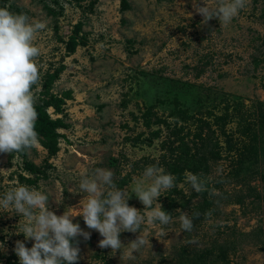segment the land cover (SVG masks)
<instances>
[{"label": "rangeland", "instance_id": "obj_1", "mask_svg": "<svg viewBox=\"0 0 264 264\" xmlns=\"http://www.w3.org/2000/svg\"><path fill=\"white\" fill-rule=\"evenodd\" d=\"M127 2L125 8L122 0H53L51 6L59 14L51 15L41 0H10L5 6L0 0V7L12 13H20L19 8L30 20L46 23L34 41L40 49L36 62L41 77L32 88L35 102L44 76L57 69L62 71L51 92H71L64 106L67 126L60 129L64 137L59 153L48 158L39 142L28 151L27 159L45 167L46 176L35 184L22 181L20 174L35 178L23 169L22 158L17 155L10 161L9 153H0V197L26 185L46 192L48 207L55 214L75 215L80 200L83 203L87 196L73 193L79 192L81 173L109 169L117 187L129 192L147 166L156 165L168 173L162 162L163 155L169 154L168 142L178 141L174 134L183 128L181 137L192 144L199 130L196 118L184 123L170 115V100L180 90V82L189 89L185 96L191 99V107L198 96L204 101L202 114L196 113L197 108L191 111L197 118L210 121V111L221 115L224 109L231 114L226 126L213 125L219 143L210 145L220 156L210 155L208 167L197 173L186 171L209 178L208 186L221 195L196 193L184 179L178 183L183 194L173 188L158 202L174 219L180 210L191 215L198 207L209 206L212 215L207 216L205 208L199 212L190 233L180 232L178 220L163 226L166 237H155L161 228L158 223L142 225L153 234L152 247H144L134 259L126 256L127 244L139 233L122 232L125 247L112 253L98 246L101 235L86 226L82 215L74 216L73 222L90 233L87 240L80 236L76 264H181L180 260L187 263L202 255L201 250L218 245L228 248V259L205 257L202 264H264V0H250L227 25H220L218 18L201 23L203 17L196 13L193 0ZM196 2L204 4V0ZM77 23H82L78 36L85 42L68 54L60 39L68 40ZM238 109L257 122L255 140L261 149L256 154L248 153L253 143L242 135L246 121ZM49 111L53 117L62 116L53 108ZM146 113L151 126L145 123ZM171 198L176 207L170 208ZM128 203L141 214L148 211L134 194ZM23 222L14 211L0 210V243L4 245L0 264L13 255L19 260L14 251L17 240L29 248L34 243L17 234ZM191 239L199 243L189 244Z\"/></svg>", "mask_w": 264, "mask_h": 264}, {"label": "clouds", "instance_id": "obj_2", "mask_svg": "<svg viewBox=\"0 0 264 264\" xmlns=\"http://www.w3.org/2000/svg\"><path fill=\"white\" fill-rule=\"evenodd\" d=\"M250 0H215L203 6L193 0L196 13L203 17L201 23L218 18L220 25H227L246 9ZM46 28L42 21H32L24 13H12L0 7V153H25L38 144L35 108L36 97L32 91L41 79L36 57L40 49L34 41L38 32ZM109 169L97 168L89 175L81 173L79 192L86 198L79 202L80 210L72 215L65 211L57 215L48 207L49 196L43 190L19 185L0 197V210L14 211L24 218L20 230L25 240L34 241L29 248L21 240L15 242V254L20 264H76L80 249L78 237L85 240L90 233L84 231L73 217L82 215L86 226L99 232L100 248H110L112 253L125 247L120 239L122 232L139 233L136 239L127 244L126 256L134 259L144 247L151 246L149 233L142 225L161 226L158 234L166 237L163 226L179 222L180 232H192L194 219L199 212L191 215L180 210L178 218L162 208L158 198L176 186V177L156 166H147L143 175L131 188V192L117 187ZM185 181L196 193L207 192L209 197L221 195L214 187H209V178L202 174L188 173ZM72 192V191H70ZM135 195L148 211L141 214L140 209L130 206L128 200ZM63 195V194H62ZM155 203V206H153ZM213 210L206 213L212 215ZM177 232V235L180 234ZM189 244H198L191 239ZM4 249L0 243V250Z\"/></svg>", "mask_w": 264, "mask_h": 264}, {"label": "trees", "instance_id": "obj_3", "mask_svg": "<svg viewBox=\"0 0 264 264\" xmlns=\"http://www.w3.org/2000/svg\"><path fill=\"white\" fill-rule=\"evenodd\" d=\"M10 0H1L3 3L2 6H5V4ZM44 2L46 9L51 15H57L59 12L55 8L51 6V1L53 0H41ZM75 1V0H74ZM82 0H76V2H80ZM97 1V0H94ZM54 2H57V0H54ZM123 7L127 8L129 7V4L127 0H122ZM20 13H24L22 10L17 8ZM25 14V13H24ZM58 28V27H57ZM59 29V28H58ZM82 29V23H77L74 28L72 34L69 36L68 40H64V38H61L60 40L64 41L66 44V51L68 54L75 53L77 47L80 44H84L85 40H81L79 38L80 30ZM61 69L54 70V72H48L44 78L42 87L43 90L40 92V98L39 101L35 102V108L38 112V119L36 121V131L38 133V141L39 144L46 149L47 151V157L52 158L55 157L59 151H60V139L64 137V134L60 132V129L65 128L67 126L65 118L63 116L64 114V106L66 104V100L71 96V92L66 91L64 94L58 95L53 92L52 86L55 83V81L59 78ZM180 84V82H179ZM180 90L174 93L173 97L171 98L170 102L172 103V108H170V115L171 117L175 118L178 122L182 121L184 123H187L190 121V119L196 118L198 122L199 130L194 134L193 137V143L190 144L189 142L185 141L184 137L182 138L180 134L181 130L183 128H179L178 134L175 135V139L178 141L168 142L169 145L166 146L168 148V155H163V165L167 167L168 173L175 174L176 177V186L174 187L173 192H178L183 194L182 190H179L178 183L184 181L186 171H191L192 173H197L202 168L208 167V162L210 160V157L212 156H220V151L215 152L213 151V146L210 144H213V142L217 145L219 142L216 136V133L213 132V125L216 123L223 124L224 126L227 125V122L230 120L231 114L228 112H224L220 114H216L214 111H210L208 114L210 116L213 115L212 120L204 119L201 117H196V113L202 114L203 108H204V101L198 97H196L194 100L195 104L191 107V99H186V96L189 93V89L187 87L179 85ZM182 99H180V98ZM50 108L54 109V112L57 114H62V116L53 117L52 113L49 111ZM197 108L198 111L196 113H192V109ZM243 121H246L244 125L242 126V135L245 138H250L251 147L248 148V153L256 154L258 150L261 148L259 147V142L255 140L256 138V131L257 128V122L253 121L249 115V118H245L242 110L238 109L236 111ZM230 115V116H229ZM264 116V115H262ZM146 124L148 126H151L150 117L147 116V113L145 114ZM264 122V119L262 120ZM208 131V133H207ZM225 127L223 129V133H225ZM216 140V141H214ZM239 142V141H238ZM166 141L164 142V144ZM249 143V144H250ZM258 145V146H257ZM212 146V148H211ZM206 148H209L208 150H204ZM32 149H36V147H33ZM19 156L22 158L24 163V170H27L30 174L34 175V179H30L28 177H25L23 174H20L21 180H25L31 184H35L38 179L43 178L47 174V169L45 167L37 166L33 163V161L28 160V151L25 153H13L10 154V161L13 160L14 157ZM212 155V156H210ZM189 166V168H188ZM180 203V202H179ZM178 204L176 203V200L174 198H171V201L169 203L170 208L172 206L176 207ZM203 208L198 207L196 209V212H203ZM206 212H209V206L204 209ZM201 216V215H200ZM202 219V217H200ZM78 242H82V238L78 237ZM78 243V244H79ZM216 251L218 254H216ZM202 255H199V254ZM198 254L199 257L197 259L188 260H180L181 264H202L205 260V257H216L219 259V261H225L228 259V248L224 245H218V247H210L205 250H201ZM4 264H20V261L13 255V257H7Z\"/></svg>", "mask_w": 264, "mask_h": 264}]
</instances>
